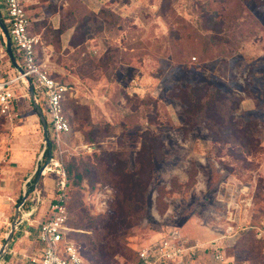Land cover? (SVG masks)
Masks as SVG:
<instances>
[{"label":"rangeland","instance_id":"rangeland-1","mask_svg":"<svg viewBox=\"0 0 264 264\" xmlns=\"http://www.w3.org/2000/svg\"><path fill=\"white\" fill-rule=\"evenodd\" d=\"M27 4L30 33L38 40L36 60L69 88L65 113L70 130L51 139V170L35 189L37 165L43 166L48 154L39 117L19 83L14 117L0 126V248L24 191L29 192L31 210L22 207L20 218L25 219L0 264H30L26 256L39 248L37 221L44 218L60 166L66 170L72 156H92L101 149L120 151L133 164L147 130L160 135L164 158L150 186L149 211L128 235L130 250L118 255L115 264H136L139 250L158 245L174 230L190 246H198L186 264H249L235 245L250 231L264 240V0ZM0 9L4 15L2 0ZM55 17L60 18L57 29ZM207 17L222 20L223 32L206 29ZM8 62L6 55L0 63L5 76L17 77ZM18 64L22 67V60ZM193 84L240 101L238 122L261 125L259 153L241 161L229 153L230 147L219 154L206 129L183 132L184 107L176 95ZM80 106L85 110L77 116ZM92 180L83 182L81 202L96 217L108 211L114 192L100 184L92 191ZM68 190L72 223L78 189L69 180ZM161 202L165 205L160 207ZM31 221H36L34 227H29ZM29 229L30 237L25 236ZM70 239L78 246L86 240L85 232L73 229Z\"/></svg>","mask_w":264,"mask_h":264},{"label":"trees","instance_id":"trees-1","mask_svg":"<svg viewBox=\"0 0 264 264\" xmlns=\"http://www.w3.org/2000/svg\"><path fill=\"white\" fill-rule=\"evenodd\" d=\"M207 18L206 29L215 33L223 32L222 20ZM13 51L17 61L20 60L14 47ZM176 96L184 107L182 130L185 134L197 129H206L219 154L220 150L230 147L229 153L239 155L237 157L241 161H247L261 151L258 136L261 125L255 121L241 125L235 117L240 106L239 100L222 91H212L204 84L190 85ZM63 105L66 117L65 102ZM82 110L85 108L80 106L74 114L79 116ZM163 146L160 135L147 130L141 134L140 148L133 164L126 154L104 149L93 153L92 156H72L66 161L68 180L78 189L71 205L72 211L76 213V220L72 223L68 220V225L85 232L86 240L77 247L89 264H113L118 255L124 256L130 250L127 247V238L149 211L150 186L157 164L164 158ZM47 154L46 150L45 156ZM90 177L93 179L90 182L92 191L100 184L104 189L109 188L114 192V198L108 204V211L96 217H92L81 202L82 184ZM33 180L35 182L36 178ZM21 200L22 196L18 203ZM29 203L30 196L24 210L30 209ZM159 205L161 207L165 203L161 202ZM235 248L249 264H264V240L257 239L254 231L244 233ZM139 252L140 250L137 256Z\"/></svg>","mask_w":264,"mask_h":264},{"label":"built area","instance_id":"built-area-1","mask_svg":"<svg viewBox=\"0 0 264 264\" xmlns=\"http://www.w3.org/2000/svg\"><path fill=\"white\" fill-rule=\"evenodd\" d=\"M2 1L5 7L4 22L8 27L16 54L22 60L21 68L24 75L11 77L0 73V126H5L13 119L17 100L16 88L27 77L31 80L38 102L43 106L44 114L49 118L47 123L50 140H58L62 134L70 130L63 105L69 88L53 79L36 60L38 40L30 33L31 20L27 13L26 0ZM6 55V45L0 44V63ZM25 92L27 95L26 88ZM50 170L47 167L43 175ZM56 174L58 179L44 218L40 222L37 221L36 238L40 247L36 252L26 256V259L30 264H88L70 239L73 229L68 225L67 172L60 166ZM33 223L36 221H31L29 227H34ZM32 235L30 229L25 231V236ZM197 247V245L190 246L189 242L181 237L180 232L174 230L158 245L140 250L136 264H186L187 257L193 255ZM216 259L222 260V256L218 255Z\"/></svg>","mask_w":264,"mask_h":264},{"label":"water","instance_id":"water-1","mask_svg":"<svg viewBox=\"0 0 264 264\" xmlns=\"http://www.w3.org/2000/svg\"><path fill=\"white\" fill-rule=\"evenodd\" d=\"M0 27L3 31L5 38H6V50H7L8 58H9L11 64L14 66L15 70L18 72V74L20 76H23L24 75L23 69L21 68V66H19V64H18V62L14 56L13 45H12L11 40H10L8 28H7V26H6L4 20L2 19L1 16H0ZM22 83L24 84L26 91L30 97L33 108L39 117L40 123L42 125V129H43V134H44V149H45V152H46V150L48 152V159H47L46 163L43 166H41L40 168H39V165H37V169H36L37 176H36V181L34 184L35 189H36L38 181L40 180V178L43 175V172L45 171V169L49 166V164L51 162V159H52V143L50 140V134H49L47 119L45 117V114H44L42 107L40 106V103L38 102V100L36 98V94H35L33 85L31 83V80L29 78L25 77L23 79ZM28 196H29V192L24 191L22 200L17 205V207L15 209L13 221H12L10 228H9V231L6 235L4 244L0 248V263L10 249V246H11V243H12V240H13V237H14V234H15L17 227L21 223H23V221L25 219L24 217L20 218V213H21L22 207L26 204Z\"/></svg>","mask_w":264,"mask_h":264},{"label":"crops","instance_id":"crops-1","mask_svg":"<svg viewBox=\"0 0 264 264\" xmlns=\"http://www.w3.org/2000/svg\"><path fill=\"white\" fill-rule=\"evenodd\" d=\"M28 7V4H27V0H26V8ZM27 13H28V11H27ZM0 16H2L3 17V15H2V12H1V9H0ZM28 16H29V14H28ZM30 18V17H29ZM31 20V19H30ZM53 25H54V27L57 29L58 27H59V24H60V18L59 17H55L53 20ZM31 25H32V20H31ZM73 28V27H72ZM30 30H31V27H30ZM72 32H73V29H69L68 30V32H67V37H68V39L70 38V34H72ZM0 44H5L6 45V38H5V36H4V34H3V31H2V29H1V27H0ZM8 64H10V62H8ZM12 65V64H11ZM10 65V66H11ZM14 68V67H13ZM5 65H3V67H1L0 66V72H2L4 75H5ZM6 76H8V75H6ZM53 190H54V188H53ZM53 192V191H52ZM53 194V193H52ZM52 197V196H51ZM40 247V246H39ZM6 262V261H5ZM6 264H12V263H8V262H6Z\"/></svg>","mask_w":264,"mask_h":264}]
</instances>
